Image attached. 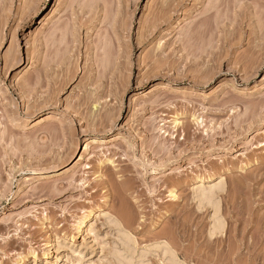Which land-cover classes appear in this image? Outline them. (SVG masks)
Returning <instances> with one entry per match:
<instances>
[{
	"label": "rangeland",
	"instance_id": "1",
	"mask_svg": "<svg viewBox=\"0 0 264 264\" xmlns=\"http://www.w3.org/2000/svg\"><path fill=\"white\" fill-rule=\"evenodd\" d=\"M167 1L0 0V264H264V0Z\"/></svg>",
	"mask_w": 264,
	"mask_h": 264
},
{
	"label": "bare ground",
	"instance_id": "2",
	"mask_svg": "<svg viewBox=\"0 0 264 264\" xmlns=\"http://www.w3.org/2000/svg\"><path fill=\"white\" fill-rule=\"evenodd\" d=\"M167 2H168V4H170L171 0H169ZM167 2H166V5H168ZM166 7H169V5ZM122 13H119V14L121 15ZM116 15H118V14H116ZM115 17H114V19H115ZM116 21H117V17H116ZM147 32H149V31H147ZM75 36H78V35H75ZM77 41H78V39L75 42H77ZM66 52H68V51H66ZM63 53H64V51H63ZM63 53H61V54L58 53L59 54L58 59L60 58V56H61V59H59V61H57V63L59 62V64H57V66H63V65H66L69 63L70 56H62ZM65 55H66V53H65ZM107 60L111 61L109 58ZM107 60L105 58V61H107ZM18 62H20V59H18ZM71 63H72V53H71ZM117 67L119 68V66H117ZM116 68H114V69L116 70ZM111 69L113 70V68H111ZM115 70H113V71L115 72ZM71 71H72V69H71ZM71 76H72V73H71ZM86 87H87V85H86ZM92 98L93 97L86 98V101L83 102V104H81V105H83V106L89 105L90 100ZM101 99H102V96L98 95L97 98L94 99L95 103L93 105H95L97 102H100ZM100 113L101 114L99 115V118L101 119V122H102V119H104L105 114L102 112H100ZM86 116H87V114H86ZM91 118H92V115H90L89 119H91ZM175 122H176L175 124L179 123L177 120ZM200 180H201V182L203 181L202 179H200ZM207 180H211V177H210V179H207ZM201 182H199L200 184H197L196 187L193 189L194 190L193 194H194V198H195V199L194 198L193 199L196 200L197 207L199 209H203L205 207H208L209 210L212 211V213H211L212 215L210 216L211 217V219H210L211 220V222H210L211 223L210 236L214 237V235H219L221 233H224L226 226H227L226 220L223 218V216L221 214L220 193L225 189L224 181L222 178H219L218 181L213 182V184H211V185H203ZM177 197H178V194L176 193V191L173 192L172 198L175 199ZM110 219H112V218H110ZM85 220H86V216H83L77 221L78 222L77 223L78 228H80V229L82 228V226L85 223ZM112 222L114 224L113 226L118 227L119 232H120V233L118 232V235H119V241L118 242H119L120 247H118L115 251L116 260H118L119 262H122L125 264H147V254L151 251H154V252H159L162 255V258H164L166 260V263H168V264H185L179 259L178 254L176 253L174 248L171 246V244H169L167 241H165V242L160 241V242L153 243L152 246H149V247L141 250L139 252V254H136L137 251L135 250V247L133 246L132 236L130 234V231L127 229L130 226H128L127 223L124 226H122L120 224L121 222H119L118 220H113ZM124 223H125V221H124ZM126 226H127V228H126Z\"/></svg>",
	"mask_w": 264,
	"mask_h": 264
}]
</instances>
